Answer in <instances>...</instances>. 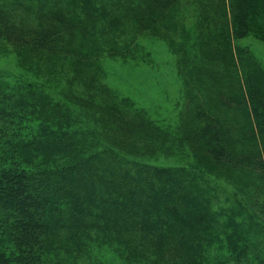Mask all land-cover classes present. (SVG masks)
<instances>
[{
  "label": "rangeland",
  "instance_id": "374dc122",
  "mask_svg": "<svg viewBox=\"0 0 264 264\" xmlns=\"http://www.w3.org/2000/svg\"><path fill=\"white\" fill-rule=\"evenodd\" d=\"M21 1L16 19L24 32L43 25L51 28L50 35L56 16L72 9V0H41V14L38 0ZM144 1L114 0L103 19L66 31L73 37L56 43L61 49H50L60 51L59 57L42 56V46L1 44L0 83L6 89L16 82L42 84L37 95L47 108L54 104L52 94L68 96L76 102L71 115L80 105L83 110L71 120L103 143L144 163L184 169L183 183L190 185L188 178L198 183V197L211 214L197 237V264H264V135L256 133L248 104V85L257 91V82L264 84V0L260 5L254 0H155L150 7ZM129 9L132 16L119 19ZM66 51L85 60L86 72L68 71ZM4 94L12 99L14 92ZM201 111L222 127L227 145L220 163L200 138L203 124L196 115ZM2 143L10 142H0L7 149ZM97 242H90L86 253L94 261L153 264L157 257L161 264L189 263L164 247L160 258L151 244L137 240L130 256L115 260L108 245ZM72 255L53 251L44 259L59 264L64 258L60 264H65Z\"/></svg>",
  "mask_w": 264,
  "mask_h": 264
},
{
  "label": "trees",
  "instance_id": "16d2710c",
  "mask_svg": "<svg viewBox=\"0 0 264 264\" xmlns=\"http://www.w3.org/2000/svg\"><path fill=\"white\" fill-rule=\"evenodd\" d=\"M113 1L72 0V9L57 15L58 23L52 27L55 30L46 35L51 28L43 25L37 32L19 28L16 11L21 0H0V45L42 46V56L59 57L60 51L53 54L50 49H61L56 43L63 37H73L66 31L103 19ZM238 1L242 4L246 0ZM254 1L260 5L262 0ZM154 2L144 1L148 7ZM38 3L42 14L44 5L41 0ZM133 10L122 11L119 19L132 16ZM76 53L66 51L65 60L69 72L81 75L86 72V63L82 69L85 60H77ZM2 85L0 142L10 143H2L8 145L7 149L0 148V264H52L44 256L53 251L73 252L65 264H108L106 258L94 261L86 256L91 252L90 242L108 245L116 260L122 254L130 256V246L136 240L141 246L151 244L154 255L160 258L164 247L187 257L188 264H197L201 252L197 237L202 222L211 214L206 210L208 203L198 197V183L191 181L193 178H188L190 185L183 183L188 174L184 169L157 167L127 157V151L119 153L120 148L103 143L88 133L89 128L75 125L71 118L82 116L83 110L80 105V111L71 115L76 108L72 98L52 94L54 104L47 108L37 95L42 84L32 80L24 85L16 82L8 89ZM257 85V91L248 85L247 101L256 133L263 136L264 84L258 81ZM5 91L14 92L12 99ZM196 117L203 124L200 138L206 143L207 153L216 163L222 162L227 145L222 127L215 126L214 118L202 111ZM122 237L126 243L117 241ZM155 258L153 264H161ZM57 261L60 264L66 260ZM174 262L170 260V264Z\"/></svg>",
  "mask_w": 264,
  "mask_h": 264
}]
</instances>
